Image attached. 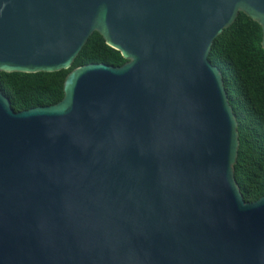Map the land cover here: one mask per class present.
Listing matches in <instances>:
<instances>
[{
    "label": "water",
    "instance_id": "water-1",
    "mask_svg": "<svg viewBox=\"0 0 264 264\" xmlns=\"http://www.w3.org/2000/svg\"><path fill=\"white\" fill-rule=\"evenodd\" d=\"M264 0H0V72L70 68L54 105L0 93V264H264V196L235 185L213 39Z\"/></svg>",
    "mask_w": 264,
    "mask_h": 264
},
{
    "label": "trees",
    "instance_id": "trees-1",
    "mask_svg": "<svg viewBox=\"0 0 264 264\" xmlns=\"http://www.w3.org/2000/svg\"><path fill=\"white\" fill-rule=\"evenodd\" d=\"M260 27L239 13L210 46L207 61L222 81L227 104L236 122L237 149L232 175L242 200L264 196V52ZM125 61L92 33L67 70L53 73H2L0 93L13 112L54 105L62 98L65 76L88 64L119 67Z\"/></svg>",
    "mask_w": 264,
    "mask_h": 264
}]
</instances>
